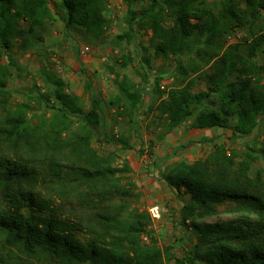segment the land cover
<instances>
[{"label":"trees","instance_id":"1","mask_svg":"<svg viewBox=\"0 0 264 264\" xmlns=\"http://www.w3.org/2000/svg\"><path fill=\"white\" fill-rule=\"evenodd\" d=\"M124 1L127 29L115 36L117 43L128 42L136 28L150 30L152 56L173 64L174 83L165 96L155 77L160 97L149 108L162 129L158 135L180 126L226 129L229 140L252 135L264 121V0H220L217 8L206 0H146L137 10L130 5L139 0ZM59 4L66 31L79 26L94 41L105 36L106 0ZM55 13L48 0H0V231L1 244L12 252L1 263L35 264L45 257L53 264H264V166H255L264 157V137L253 136L240 151L214 143L202 158L156 168L175 195L190 199L180 218L195 241L177 255L154 236L142 240L151 218L128 209L134 182L116 175L113 150L101 153L92 144L98 98L83 109L82 98L65 92L62 78L44 66L38 75L49 87L37 92L39 107L30 100L11 103L10 66L20 67L8 54L4 63L3 54L14 46L26 50L34 27ZM243 24L249 37L227 42L232 28ZM122 59L126 66L131 58ZM112 80L118 113L133 121L143 87L118 72ZM89 88L85 82L84 91ZM117 137L122 148L129 146ZM226 202L241 214L224 222L195 220Z\"/></svg>","mask_w":264,"mask_h":264},{"label":"rangeland","instance_id":"2","mask_svg":"<svg viewBox=\"0 0 264 264\" xmlns=\"http://www.w3.org/2000/svg\"><path fill=\"white\" fill-rule=\"evenodd\" d=\"M48 1L56 12L55 17L34 27L30 36L31 45L26 50L14 46L3 54L2 61L4 63H7L8 54L20 67L17 69L15 66H10L8 88L11 91V103L30 100L34 107H39L36 102L37 92L44 91L49 87L38 75L44 66L62 78L65 92L79 95L82 98L83 109L90 106L91 98H98L100 124L94 129L92 144L101 153L108 149L113 150L115 155L113 164L120 168L116 175L134 182L133 195L129 198L126 197L128 209L136 208L149 214L148 208L157 205V199L165 198L168 208L158 205L161 207L158 218H152L149 214L151 223L146 228L147 232L143 233L141 237L147 243L150 242V236H154L159 246L170 245L172 252L179 255L183 248L191 247L195 241V235L191 228L182 224L180 218L181 207L189 203L190 199L185 194L175 195L158 177L156 168H161L169 160L168 154L172 156L173 153H165L163 157L157 155L158 148L155 144L158 140L157 135L162 129L157 127L154 111L149 108L154 107L160 97L154 83L155 77H161L158 87L163 92L162 96H165L166 90L174 83L172 61L160 60L152 56V48L148 45L150 30L136 28L134 36L128 42L117 43L115 36L124 33L127 29L128 7L124 0H106L105 14L110 19V24L105 36L98 41L92 40L79 26H72L66 31L58 17L61 14L59 0ZM219 1L206 0V3L217 8ZM237 2L240 7L244 6L240 1ZM145 3L146 0H139L133 2L130 8L137 10L140 4ZM262 18L261 21L264 22V13ZM22 24L26 26V23ZM249 34L250 28L247 24L236 25L229 32L227 42H241L248 38ZM122 53L128 54L131 58L126 66L120 64L124 56L121 55ZM144 56L148 57V64L143 60ZM115 72L126 74L144 89L142 101L137 113L133 116V121H129L126 114L118 113V105L121 102L116 100L117 88L112 80ZM85 82L90 85L88 92L84 91ZM197 87L203 88V84H198ZM185 129L188 127L184 126L181 131ZM117 136L125 137L129 146L122 148ZM253 136L258 141L264 137V121L250 136L239 137L235 140L221 136L218 141L227 148L240 151L246 143H250ZM109 140H112V143H109ZM183 140H185L184 137ZM168 143L166 142V144ZM212 145L204 141L190 146L182 144L176 148L172 147V144L168 146L173 148L174 154H176L173 155L175 158L179 156L178 158L191 161L204 157ZM142 154L145 157L141 159ZM255 166H264V157L258 158L255 161ZM141 175L144 177L148 175V180H142ZM152 183L158 184L160 190L155 192ZM239 214L241 212L237 211L232 203L226 202L219 206L218 213L198 217L195 220L199 223L224 222ZM2 239L3 234L0 231V259L2 256L6 257V253H12L8 252L6 247L1 244ZM15 254L17 253L15 252ZM0 264L3 263L0 261ZM35 264L53 263L42 257ZM198 264L204 263L199 262Z\"/></svg>","mask_w":264,"mask_h":264},{"label":"crops","instance_id":"3","mask_svg":"<svg viewBox=\"0 0 264 264\" xmlns=\"http://www.w3.org/2000/svg\"><path fill=\"white\" fill-rule=\"evenodd\" d=\"M182 128H184V126L174 128L173 130L165 133L164 135H161V136L157 135L158 140H157V143L155 144V146H157V148H158L157 149L158 150L157 155H159L160 157H163V155H165V153H170L173 150L172 147L176 148L182 144L190 146V145L199 144L200 142H204V141H207L211 144L219 143L218 139L221 136H225V134H226L225 133L226 129H217V128L194 129V128H188V129H185L184 131H181ZM178 129H179V131H178ZM179 135H182L185 138V140H183V137H181ZM202 139H205V140H202ZM154 140H155L154 142H156V139H154ZM166 142H169V143L166 144ZM169 144H172V147H169L168 146ZM163 148H165V149H163ZM144 157H145V155L142 154L141 159ZM178 157L179 156H177V158H175V156H173L168 161H166L164 164L171 163L172 161L178 159ZM164 164H163V166H164ZM163 166H162V168H163ZM141 177H142L141 179L144 181L148 180V178H149L148 175H145V177H144V175H141ZM146 177H147V179H146ZM165 185H166V183H165ZM152 186L154 187L153 189L155 192L160 190V187L158 184L152 183ZM162 188H163V186H162ZM168 189L172 192V190L169 187H168ZM169 194H170V192H169ZM169 196H167V197H169ZM156 203H157V205H161L163 208H165V207L168 208L166 205L167 201H165V198L157 199Z\"/></svg>","mask_w":264,"mask_h":264},{"label":"built area","instance_id":"4","mask_svg":"<svg viewBox=\"0 0 264 264\" xmlns=\"http://www.w3.org/2000/svg\"><path fill=\"white\" fill-rule=\"evenodd\" d=\"M148 212L152 218H158L161 213V207L158 205H152L148 208Z\"/></svg>","mask_w":264,"mask_h":264}]
</instances>
